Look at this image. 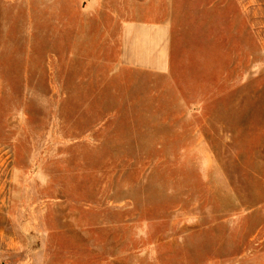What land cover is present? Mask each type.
Returning <instances> with one entry per match:
<instances>
[{
  "label": "rangeland",
  "instance_id": "obj_1",
  "mask_svg": "<svg viewBox=\"0 0 264 264\" xmlns=\"http://www.w3.org/2000/svg\"><path fill=\"white\" fill-rule=\"evenodd\" d=\"M48 1L0 0V264H264V0H131L167 74Z\"/></svg>",
  "mask_w": 264,
  "mask_h": 264
},
{
  "label": "crops",
  "instance_id": "obj_2",
  "mask_svg": "<svg viewBox=\"0 0 264 264\" xmlns=\"http://www.w3.org/2000/svg\"><path fill=\"white\" fill-rule=\"evenodd\" d=\"M253 1L259 2V0H252V3ZM51 2L47 0L48 4ZM59 2L62 27L65 25L66 28H71V24L68 22L64 24L63 18L68 19V16L63 17V15L66 9L71 11L74 5L77 12L76 34L80 36L90 32L97 36L107 35V50L112 53L115 51V28L117 23L121 21V11L119 10H123L126 17L122 23L120 22L121 52L123 51L125 55L128 54L132 50L133 43H135L141 67L158 74H167L172 70V52L169 44L171 38L170 24L159 22L153 25L144 21L133 24L132 21H129L130 15L126 14V9L131 10V0H59ZM145 3L140 4V13L142 7L145 10ZM242 11L247 18H250L248 7H242ZM87 19H92V25L86 22ZM89 28L92 30L89 31ZM256 46L258 49V39Z\"/></svg>",
  "mask_w": 264,
  "mask_h": 264
}]
</instances>
